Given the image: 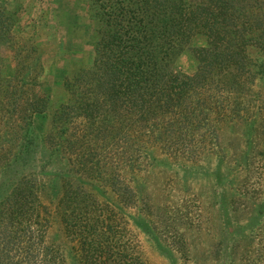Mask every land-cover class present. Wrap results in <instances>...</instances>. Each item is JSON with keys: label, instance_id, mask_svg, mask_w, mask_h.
<instances>
[{"label": "trees", "instance_id": "obj_1", "mask_svg": "<svg viewBox=\"0 0 264 264\" xmlns=\"http://www.w3.org/2000/svg\"><path fill=\"white\" fill-rule=\"evenodd\" d=\"M80 1L93 24L95 57L67 78L70 101L55 114L57 126L72 117L91 144L106 142L111 151L124 146L131 161L141 147L157 143L191 159L206 140L217 141L211 116L242 118L230 114L228 100L250 76L247 48L257 42L264 51L262 0ZM13 26L0 2V264H147L115 210L98 203L82 179L63 172L7 175L29 160L33 117L49 103L48 95L19 96L4 73L1 50ZM185 53L197 64L192 75L175 66ZM61 131L57 138L64 141L68 131ZM123 187V198L133 194ZM131 220L155 234L141 213ZM226 220L231 227L229 215Z\"/></svg>", "mask_w": 264, "mask_h": 264}, {"label": "rangeland", "instance_id": "obj_2", "mask_svg": "<svg viewBox=\"0 0 264 264\" xmlns=\"http://www.w3.org/2000/svg\"><path fill=\"white\" fill-rule=\"evenodd\" d=\"M0 2L14 23L11 41L1 50L4 73L19 96H49L47 110L33 117L29 160L7 175L51 178L63 172L82 179L98 203L115 210L147 264H264V51L257 42L246 50L250 76L228 100L230 114L242 118L220 122L211 116L216 143L206 140L191 159L165 143L144 145L131 161L124 146L111 151L106 142L91 144L72 117L62 126L68 131L62 133L64 141L57 138L63 128L53 123L55 114L70 101L65 82L94 62L86 5L80 0ZM258 15L264 25V14ZM175 66L192 75L197 64L185 53ZM124 184L133 192H125L126 204ZM139 213L155 234L131 220Z\"/></svg>", "mask_w": 264, "mask_h": 264}]
</instances>
